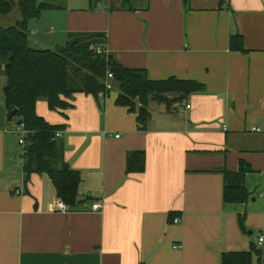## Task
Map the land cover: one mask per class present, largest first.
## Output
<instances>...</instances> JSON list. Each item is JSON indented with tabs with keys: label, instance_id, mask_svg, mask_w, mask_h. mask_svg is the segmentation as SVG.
<instances>
[{
	"label": "crops",
	"instance_id": "0c3cea01",
	"mask_svg": "<svg viewBox=\"0 0 264 264\" xmlns=\"http://www.w3.org/2000/svg\"><path fill=\"white\" fill-rule=\"evenodd\" d=\"M91 8L59 14L58 23L47 20L42 32L28 27L29 45L39 48L44 34L53 35L54 47L40 49L103 33L100 48L120 64L145 69L151 80H194L204 90L170 109L150 101L143 131L135 113L115 105L114 88L97 99L75 91L63 112L38 100V115L65 126L59 132L64 159L80 174L78 203L66 211L58 208L61 200L46 174L25 181L19 143L24 131L18 120V128L10 126L4 104L0 264H222L223 253L261 246L264 0H146L139 8ZM234 34L243 50L230 49ZM132 151L144 152L142 172L125 171ZM240 162L251 168L244 177L249 198L226 203L222 170L237 172ZM95 203L102 207L93 210Z\"/></svg>",
	"mask_w": 264,
	"mask_h": 264
},
{
	"label": "trees",
	"instance_id": "16d2710c",
	"mask_svg": "<svg viewBox=\"0 0 264 264\" xmlns=\"http://www.w3.org/2000/svg\"><path fill=\"white\" fill-rule=\"evenodd\" d=\"M16 6L20 20L12 26L0 27V70L7 87L3 92L6 110L9 113L16 108L15 115L22 120L21 158L25 181L32 174H46L54 186L56 197L68 208H74L78 203L80 174L65 161L63 141L56 137V133L65 126L51 124L38 115L35 109L38 100L46 101L52 111L63 112L71 107L68 99L75 91L97 99L111 90L105 87L109 71L112 73V86L118 92L115 105L135 113L137 128L143 131L150 120V101L162 102L170 109L172 103L203 91L204 86L194 80L175 77L151 80L145 69L120 64L112 54L100 48L106 40L103 33L79 34L55 49L32 48L28 43V21L39 18L42 11L60 8L41 0H0V15H9ZM229 47L231 50H243L239 34L230 36ZM97 48L103 52L97 53ZM70 69L82 76L77 89L70 87ZM144 167L143 151L127 154L126 173L142 172ZM250 171V166L243 162H240L237 172L222 170L224 202L244 203L248 200L244 177ZM173 218L174 213L169 215L170 222ZM239 223L243 227V216H239ZM228 255L235 264H261L264 262V241L261 246L252 243L247 251L223 253L222 264H229Z\"/></svg>",
	"mask_w": 264,
	"mask_h": 264
},
{
	"label": "rangeland",
	"instance_id": "374dc122",
	"mask_svg": "<svg viewBox=\"0 0 264 264\" xmlns=\"http://www.w3.org/2000/svg\"><path fill=\"white\" fill-rule=\"evenodd\" d=\"M13 1H17V0H13ZM43 2H48V3H52L53 5L59 6L60 9L57 10H62V11H55V10H45L42 11L41 15L39 18L36 19H30L28 21V27H29V31L31 32V27L33 26H38L40 28H38L40 30V32H42V25L44 23H46L47 20L49 19H54L53 21H55L54 23H58L59 19H58V15L59 14H64L65 12L71 11V10H77V9H85V10H91V6L93 7L94 2L96 1V3L98 4V7L101 8V6H118V5H124L125 8H139L141 7V5H143L146 0H101V2H98V0H41ZM60 16V15H59ZM18 20H20V13H19V9L16 6L13 11L9 14V15H0V27H9L14 25ZM46 27V26H45ZM49 28V26L47 27ZM31 36V34H30ZM44 36V37H43ZM55 40L53 43H56L58 39V34H55ZM35 41V37L33 38ZM52 39H53V35L52 36H46L44 35H39L38 36V44H36L40 49V48H45V47H54V44H52ZM37 42V41H36ZM62 43V42H61ZM33 44V41H32ZM31 45L32 48H34V44ZM36 49V47H35ZM4 82H5V76L3 74L2 69L0 70V110H2L4 108V96H3V92H4ZM82 83V76L81 75H76V73L74 72V69H70L69 71V84L70 87L72 88H77L81 85ZM113 89V87L111 88ZM116 91V90H115ZM6 115L8 117V112H6ZM17 116L14 115L11 119H8V122L10 123L11 127H17L15 125V122L17 121ZM16 138H22L20 132L17 133L15 132L14 135ZM17 149L21 150V145H17Z\"/></svg>",
	"mask_w": 264,
	"mask_h": 264
},
{
	"label": "built area",
	"instance_id": "2783aa9c",
	"mask_svg": "<svg viewBox=\"0 0 264 264\" xmlns=\"http://www.w3.org/2000/svg\"><path fill=\"white\" fill-rule=\"evenodd\" d=\"M96 50H97V53H102V52H103V51H102L101 49H99V48H97ZM111 79H112V73L108 71V72L106 73V80H105V87H106V89H111V88H112V83H111V81H110ZM252 131H255V132H262V130H261L260 128H258V127H253V128H252ZM59 135H60V133L57 132V133H56V137H59ZM19 143L22 144V143H23V139H20V140H19ZM263 194H264V193H263ZM57 206H58V208H59L60 210H62V211H66L67 208H68V207H67L62 201H58ZM101 207H102V205L99 204V203H95V204L92 205V209H93V210H99ZM174 222L176 223L177 220H174ZM263 241H264V237H263V235H259V237H258V242H259V244H262ZM174 247L176 248L177 246H174ZM263 263H264V262H263Z\"/></svg>",
	"mask_w": 264,
	"mask_h": 264
},
{
	"label": "water",
	"instance_id": "95a60500",
	"mask_svg": "<svg viewBox=\"0 0 264 264\" xmlns=\"http://www.w3.org/2000/svg\"><path fill=\"white\" fill-rule=\"evenodd\" d=\"M182 1H183V3L185 4L186 0H182ZM96 4H97V3H96V1H95L93 6H96ZM6 89H7V87H4V91H5ZM17 111H18V110H17L16 108L13 109V110H11V111L8 113V118L14 116V115L17 113ZM17 123H18V125H22V120L19 119V120L17 121ZM227 258H228V260H229V264H235L231 256H228Z\"/></svg>",
	"mask_w": 264,
	"mask_h": 264
}]
</instances>
